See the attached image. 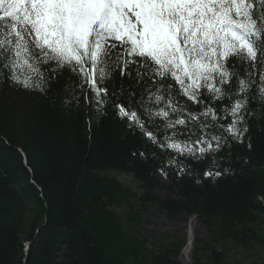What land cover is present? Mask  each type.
Returning a JSON list of instances; mask_svg holds the SVG:
<instances>
[{"label":"trees","instance_id":"trees-1","mask_svg":"<svg viewBox=\"0 0 264 264\" xmlns=\"http://www.w3.org/2000/svg\"><path fill=\"white\" fill-rule=\"evenodd\" d=\"M43 87L25 89L0 75V264H179L187 237L147 242L149 207L174 223L195 218L204 238H193L191 264H231L227 253L236 250L260 251L264 261L258 97L242 140L229 137L220 152L200 158L162 148L171 130L158 118L142 117L154 142L111 106L82 99L67 69ZM112 174L129 176L136 192Z\"/></svg>","mask_w":264,"mask_h":264},{"label":"snow or ice","instance_id":"snow-or-ice-1","mask_svg":"<svg viewBox=\"0 0 264 264\" xmlns=\"http://www.w3.org/2000/svg\"><path fill=\"white\" fill-rule=\"evenodd\" d=\"M259 3L257 12L256 0H0V75L43 91L67 69L82 99L154 142L142 117L158 118L171 130L162 148L203 158L242 140L257 97L264 113Z\"/></svg>","mask_w":264,"mask_h":264},{"label":"rangeland","instance_id":"rangeland-1","mask_svg":"<svg viewBox=\"0 0 264 264\" xmlns=\"http://www.w3.org/2000/svg\"><path fill=\"white\" fill-rule=\"evenodd\" d=\"M112 177L115 178L122 186L128 187L131 190L135 191V184L131 180L129 176L125 175H116L112 174ZM163 182L162 180H160ZM136 192V191H135ZM147 213V223L144 225V232L147 242L153 244L154 247L157 246V243L164 238L166 235L172 238H185L190 239V250L187 257H180L178 259L179 264H191L190 260V251L192 250V242L193 238L198 234L200 237L204 238V231L197 226L195 222V218H189L186 221H178L176 223L167 221L163 215H152V208H148ZM126 208L123 206L120 209V213L123 214ZM258 254V255H257ZM252 257V253L244 252L241 250H236L232 252H228L227 255L230 258L231 264H264L262 259H258L262 257V253L258 251V253Z\"/></svg>","mask_w":264,"mask_h":264},{"label":"bare ground","instance_id":"bare-ground-1","mask_svg":"<svg viewBox=\"0 0 264 264\" xmlns=\"http://www.w3.org/2000/svg\"><path fill=\"white\" fill-rule=\"evenodd\" d=\"M189 243H190V239H187V243L181 251V256L184 258L187 257L189 254V250H190V244ZM27 251H28V245H26V246L24 245V247H23L24 255H26Z\"/></svg>","mask_w":264,"mask_h":264}]
</instances>
